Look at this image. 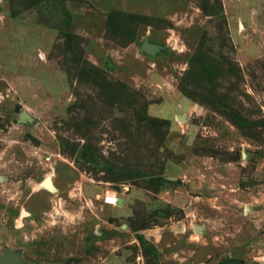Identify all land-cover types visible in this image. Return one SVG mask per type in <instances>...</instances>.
Returning a JSON list of instances; mask_svg holds the SVG:
<instances>
[{
	"label": "rangeland",
	"instance_id": "1",
	"mask_svg": "<svg viewBox=\"0 0 264 264\" xmlns=\"http://www.w3.org/2000/svg\"><path fill=\"white\" fill-rule=\"evenodd\" d=\"M2 254L264 264V0H0Z\"/></svg>",
	"mask_w": 264,
	"mask_h": 264
},
{
	"label": "water",
	"instance_id": "2",
	"mask_svg": "<svg viewBox=\"0 0 264 264\" xmlns=\"http://www.w3.org/2000/svg\"><path fill=\"white\" fill-rule=\"evenodd\" d=\"M141 49H142V51L147 52L151 49V47L146 42H144L142 44ZM113 194L114 193H112V192L106 193V199L108 202L113 201V196H114ZM0 264H20V262L18 259L14 258L11 254H2V255H0Z\"/></svg>",
	"mask_w": 264,
	"mask_h": 264
},
{
	"label": "bare ground",
	"instance_id": "3",
	"mask_svg": "<svg viewBox=\"0 0 264 264\" xmlns=\"http://www.w3.org/2000/svg\"><path fill=\"white\" fill-rule=\"evenodd\" d=\"M47 181L49 182V181H50V179H48ZM47 181H45V183H44V184H46L45 186H47V185H48ZM48 186H49V185H48Z\"/></svg>",
	"mask_w": 264,
	"mask_h": 264
},
{
	"label": "crops",
	"instance_id": "4",
	"mask_svg": "<svg viewBox=\"0 0 264 264\" xmlns=\"http://www.w3.org/2000/svg\"><path fill=\"white\" fill-rule=\"evenodd\" d=\"M49 183V182H48Z\"/></svg>",
	"mask_w": 264,
	"mask_h": 264
}]
</instances>
